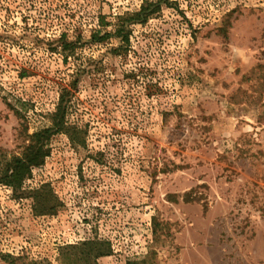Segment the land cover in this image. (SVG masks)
<instances>
[{"label":"rangeland","instance_id":"obj_1","mask_svg":"<svg viewBox=\"0 0 264 264\" xmlns=\"http://www.w3.org/2000/svg\"><path fill=\"white\" fill-rule=\"evenodd\" d=\"M62 88L78 142L0 183V264H264V0H0V154Z\"/></svg>","mask_w":264,"mask_h":264},{"label":"trees","instance_id":"obj_2","mask_svg":"<svg viewBox=\"0 0 264 264\" xmlns=\"http://www.w3.org/2000/svg\"><path fill=\"white\" fill-rule=\"evenodd\" d=\"M143 9L144 8L140 9V11L133 16L141 17V21H144L148 14H143ZM124 22H126L125 19L121 20L120 24H118V28L115 30V34L120 38L121 42L127 41V34L125 33L126 26ZM105 35L107 36V34ZM92 38L95 41L97 37L92 36ZM101 38L102 37L99 39L97 38V41L101 40ZM67 95H69V91L62 88L60 99L55 110L49 114V119L51 121L50 127L43 128L27 135L28 143L19 154L10 156L4 153L0 154V183L12 187L14 191L18 190L23 181L29 177L32 169L43 164L44 158L48 155L49 150V148H45L47 140L55 132H63L67 134L71 143L73 145L77 144V127L68 124L66 120L70 107L69 98L66 97ZM44 201L43 211H51L54 209L53 204L47 207L49 204L48 199H44ZM77 247H79V258L82 260L89 258L95 260L109 252L108 243L100 242L98 240H87L81 242Z\"/></svg>","mask_w":264,"mask_h":264}]
</instances>
